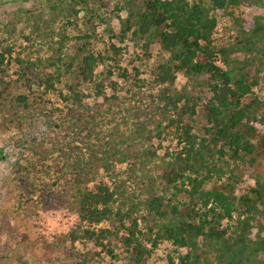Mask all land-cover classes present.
I'll return each mask as SVG.
<instances>
[{
  "label": "trees",
  "instance_id": "obj_1",
  "mask_svg": "<svg viewBox=\"0 0 264 264\" xmlns=\"http://www.w3.org/2000/svg\"><path fill=\"white\" fill-rule=\"evenodd\" d=\"M38 1L26 38L50 55H14L17 23H0V136L17 150L7 190L24 212L78 220L33 237L0 191V264H152L163 243L178 251L167 264H264V0ZM251 5L263 14L234 15ZM222 9L237 25L230 46L214 42ZM79 22L90 32L69 36Z\"/></svg>",
  "mask_w": 264,
  "mask_h": 264
},
{
  "label": "rangeland",
  "instance_id": "obj_2",
  "mask_svg": "<svg viewBox=\"0 0 264 264\" xmlns=\"http://www.w3.org/2000/svg\"><path fill=\"white\" fill-rule=\"evenodd\" d=\"M45 4H42L38 0H0V23L5 24L11 20L16 22L15 30L12 33V40L13 43L12 47H14V55L18 52L26 53L28 51L33 52V55H37L36 51L38 50V54L41 55H50L53 52L49 44H44L43 41L37 39V43L34 47L27 41L26 36H30L31 29L28 26L26 17L29 15V12H25V10H32V12H45ZM22 13V19L20 22L16 21L15 12ZM235 16H240L243 21L251 22L254 16L263 14V8L256 5L251 6H241L237 8L234 12ZM217 16V28L214 33V42L216 45H232L234 44L237 36V25L234 21L233 16L225 10H217L215 12ZM112 24L115 30H118V20L113 17ZM63 25L56 26V30L58 27ZM98 30L97 35H94L91 38V43L95 48H99L103 50L107 42L109 40L108 36H100L103 26L98 25L96 28ZM87 30V31H86ZM45 31V30H44ZM90 32L88 28V24L80 23L75 27L73 25H67L66 32L69 36H75L80 32ZM8 33L6 32L5 27L2 26L0 29V38H6ZM58 38L57 36L55 39ZM54 45V43L52 44ZM51 45V46H52ZM57 46V45H56ZM68 47L70 52H74L76 49V42L74 40H70L68 42ZM32 49V50H31ZM159 48L156 46L152 51L154 54L158 52ZM128 56V55H127ZM220 62V56L218 57ZM129 60H126V64H128ZM129 68H132L130 65ZM132 73H134L132 71ZM179 84H183L185 82V78L181 75L178 77ZM65 90V89H64ZM51 100L55 103H59L61 98L58 93H54L51 95ZM92 100V98H90ZM261 130H264V123L259 125ZM169 144L168 142H164V145ZM160 154L163 155L165 152V147L159 150ZM17 150L14 146L9 143V139L5 136H0V191L4 195V204L6 207L11 208L13 211L12 220L14 224H16L19 228L26 230L28 233L33 235V237L40 238L41 236L45 235L48 238H52L56 234H61L67 232L71 229L75 223L77 222L78 218L76 214L68 211L65 208L59 206H53L50 208H40L35 209L34 212H24L22 207L19 208V200H18V192H13L12 194L9 193L7 190V183L11 181L12 178V163L13 160L16 158ZM31 155H28V157ZM160 161L157 159L156 162ZM264 161V160H263ZM125 168V166L121 167ZM153 174H158L162 171V169H154L152 166ZM255 184V177L248 171L245 175V183L243 184V190H246L248 186ZM161 187V186H160ZM16 188L15 185H12V190ZM162 190V187L160 191ZM28 213V214H27ZM107 224V223H106ZM102 224V225H106ZM174 246L169 243H163L158 248H156L155 253H153V257L151 260L152 264H167V254H176L178 251H174ZM177 250V249H176ZM103 264H122V261H112L106 260V263Z\"/></svg>",
  "mask_w": 264,
  "mask_h": 264
}]
</instances>
